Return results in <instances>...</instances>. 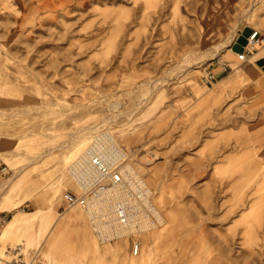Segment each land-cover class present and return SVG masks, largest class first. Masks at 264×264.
Listing matches in <instances>:
<instances>
[{
	"label": "rangeland",
	"instance_id": "1",
	"mask_svg": "<svg viewBox=\"0 0 264 264\" xmlns=\"http://www.w3.org/2000/svg\"><path fill=\"white\" fill-rule=\"evenodd\" d=\"M247 26L264 0H0V183L24 166L0 213L37 214L4 245L39 249L38 222L90 196L69 163L110 130L166 216L128 235H154L148 264H264V43L230 50Z\"/></svg>",
	"mask_w": 264,
	"mask_h": 264
},
{
	"label": "bare ground",
	"instance_id": "2",
	"mask_svg": "<svg viewBox=\"0 0 264 264\" xmlns=\"http://www.w3.org/2000/svg\"><path fill=\"white\" fill-rule=\"evenodd\" d=\"M230 50L239 57V50L232 46ZM244 71V68L240 69V74ZM92 126L95 125L92 124ZM118 139L112 131H102L75 161L69 163L70 173L75 177L82 191L90 195L84 197L80 205L92 208L91 215L102 221L109 237L124 236L136 229L147 230L151 228V224L163 223L166 219L154 198L156 188L149 184L139 167L130 160H124L127 150ZM254 154H258L257 150ZM121 163L122 167H119ZM23 168L24 166L18 168L8 180L0 183V193L9 187ZM36 223L37 220L30 216V212L17 206V212L5 225L4 234L6 236L15 235L18 228L33 226ZM139 224L141 227L138 226Z\"/></svg>",
	"mask_w": 264,
	"mask_h": 264
},
{
	"label": "crops",
	"instance_id": "3",
	"mask_svg": "<svg viewBox=\"0 0 264 264\" xmlns=\"http://www.w3.org/2000/svg\"><path fill=\"white\" fill-rule=\"evenodd\" d=\"M261 52L258 53L257 60L259 68L264 72V50ZM254 53L255 51L251 56ZM84 209L90 220L81 214L80 209L69 208L68 205L65 206L60 217L55 212L48 213L46 218L38 222V229L33 234L34 242L40 241L41 247L29 252L24 243L27 257L34 259L37 264L151 263L149 258L153 254L156 242L153 239L154 235L145 236L143 241H140V249L136 254L132 236L127 234L109 240L103 239V237L110 238L104 224L91 215L90 206ZM28 212L37 220L36 210ZM97 228H101L104 234ZM1 235L0 241L3 243Z\"/></svg>",
	"mask_w": 264,
	"mask_h": 264
},
{
	"label": "built area",
	"instance_id": "4",
	"mask_svg": "<svg viewBox=\"0 0 264 264\" xmlns=\"http://www.w3.org/2000/svg\"><path fill=\"white\" fill-rule=\"evenodd\" d=\"M248 43L244 49L239 51V59L247 60L249 56L258 48L259 45L264 43V33L259 29L253 28V32L248 37ZM215 78V74L210 72L209 80ZM68 206L73 207L76 204H82L84 201L83 196H79L74 193L67 195ZM11 218L10 213H0V235L2 228ZM140 241H136L134 244V251L138 253ZM0 264H37L34 259H30L26 255V246L24 243H17L13 245H4L0 241Z\"/></svg>",
	"mask_w": 264,
	"mask_h": 264
},
{
	"label": "water",
	"instance_id": "5",
	"mask_svg": "<svg viewBox=\"0 0 264 264\" xmlns=\"http://www.w3.org/2000/svg\"><path fill=\"white\" fill-rule=\"evenodd\" d=\"M253 32V28L250 26H247L241 35L239 36L238 40L234 44V48L241 51L244 49L245 45L248 43V37Z\"/></svg>",
	"mask_w": 264,
	"mask_h": 264
}]
</instances>
